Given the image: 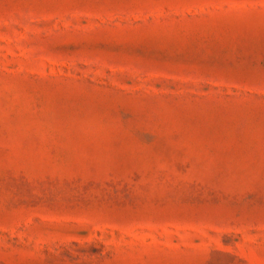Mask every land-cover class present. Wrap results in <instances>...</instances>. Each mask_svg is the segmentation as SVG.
Instances as JSON below:
<instances>
[{
    "label": "rangeland",
    "instance_id": "rangeland-1",
    "mask_svg": "<svg viewBox=\"0 0 264 264\" xmlns=\"http://www.w3.org/2000/svg\"><path fill=\"white\" fill-rule=\"evenodd\" d=\"M0 264H264V0H0Z\"/></svg>",
    "mask_w": 264,
    "mask_h": 264
}]
</instances>
